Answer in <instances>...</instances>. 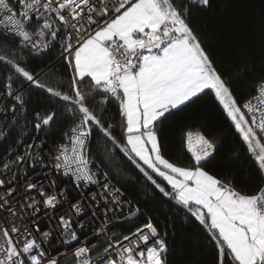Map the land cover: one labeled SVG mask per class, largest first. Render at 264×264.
Wrapping results in <instances>:
<instances>
[{
  "label": "snow or ice",
  "instance_id": "1",
  "mask_svg": "<svg viewBox=\"0 0 264 264\" xmlns=\"http://www.w3.org/2000/svg\"><path fill=\"white\" fill-rule=\"evenodd\" d=\"M214 3L0 0V264H169L178 219L210 264H264V55L220 72L191 26ZM205 96L235 133L230 158L194 123L169 155L164 125ZM242 156L250 188L223 174ZM129 182L158 201L163 227ZM129 218L143 219L114 231Z\"/></svg>",
  "mask_w": 264,
  "mask_h": 264
},
{
  "label": "trees",
  "instance_id": "2",
  "mask_svg": "<svg viewBox=\"0 0 264 264\" xmlns=\"http://www.w3.org/2000/svg\"><path fill=\"white\" fill-rule=\"evenodd\" d=\"M191 26L198 31L206 48L210 49L216 60V66L221 73H231L235 66L250 63L253 58L259 62L264 55V0H215L214 7L207 12H193ZM41 61L36 60L35 64ZM238 94H246L247 89L244 82L236 86ZM204 125V131L220 143V158L229 159L232 150L237 146L235 133L230 131L221 107L214 104L210 97L205 96L196 104L180 112L172 120L168 121L163 128L164 144L166 152L175 156L179 153V129L186 124ZM59 125L54 126L51 131L42 134L49 141L59 142ZM7 145H0V152ZM93 144V151L97 149ZM102 147V145L100 146ZM119 159L108 165L109 171L115 165H119ZM250 167L245 163L242 156L240 160L233 161L225 169V173L235 177L237 187L250 188L251 177L247 172ZM210 171H220L219 163H214ZM127 180V177L124 178ZM128 191L134 195L135 202H138L147 212L159 213L155 218L163 227L165 217L163 209L158 207V201L153 200L150 193L139 191L136 186L129 182ZM141 220L129 219V222L118 225L117 231H127L133 224H139ZM170 252L168 255L169 264H210L211 255L206 243L198 230L181 220L175 224L174 239L172 230L169 229Z\"/></svg>",
  "mask_w": 264,
  "mask_h": 264
},
{
  "label": "built area",
  "instance_id": "3",
  "mask_svg": "<svg viewBox=\"0 0 264 264\" xmlns=\"http://www.w3.org/2000/svg\"><path fill=\"white\" fill-rule=\"evenodd\" d=\"M41 138L43 139L44 137L41 136ZM47 140H48V139H47ZM52 143H53V142H51V141L48 140V145H47V146L50 147ZM57 143H58V142H57ZM2 171H3V169H0V172H2ZM11 178H12V173L9 172L8 176L5 177V179L7 180V179H11ZM35 179H36L35 176L31 177V180H32V181H35ZM60 183H61V184H67L68 182L62 180ZM45 186H47V181H45ZM68 195H69V197H75V195H76V193L72 191V188H71L70 186L68 187ZM61 199H63V201H64L65 204L68 203V199L64 198L63 196L61 197ZM65 211H66V210H60V211H58V212H57V216L64 214ZM41 219L43 220V223L40 224V227H41V228H45L46 226L50 227V225H48V221H47V219H45V218H43V217H42ZM129 219H130V218H129ZM5 223H7V220H6V219H5ZM88 224H89V227H91V220H90V219L88 220Z\"/></svg>",
  "mask_w": 264,
  "mask_h": 264
}]
</instances>
